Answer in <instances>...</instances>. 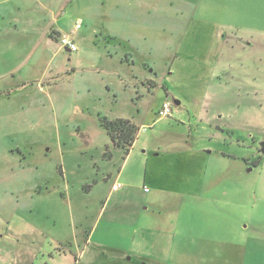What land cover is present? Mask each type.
<instances>
[{"label":"rangeland","instance_id":"rangeland-1","mask_svg":"<svg viewBox=\"0 0 264 264\" xmlns=\"http://www.w3.org/2000/svg\"><path fill=\"white\" fill-rule=\"evenodd\" d=\"M83 3V0L0 2V28L9 30L0 35V158L6 155V145L19 144L25 151L36 153L34 158L41 174L47 171L51 174L62 164L65 186L52 191L65 189L71 202L64 207L63 199L50 195V211L41 208L39 218L45 216L47 246L52 249L34 258L33 263L75 264L73 254L78 244L82 245L95 227L93 243L87 246L82 264H106L98 259L100 252L108 256L112 253L104 250V246L130 250L143 226L153 235L156 234L153 231H159L166 244L175 236L177 259H168L166 264H264V153L259 152L260 148L250 146V142L241 144L246 146L244 155L253 160L242 159L240 168L230 164L228 158L212 156L210 168H217L212 175L207 174L206 186L199 195L159 194L151 184H148L150 193L143 191L151 150L170 149L165 142L176 135L190 137L194 117L190 113V100L184 95L193 93L195 82L200 83L207 96L218 93L222 97L226 91L227 101H235L232 92L227 91L233 88L232 84L217 78L213 70L204 71L200 67L207 62H221L226 54L221 36L218 39L215 35L229 33L230 18L224 14L222 2H150L143 4L144 9L132 12L129 19L134 15L135 21L129 20L127 24L123 16H127V11L129 15L131 3H121L119 16L116 13L111 16L117 10L115 4L99 0L84 5L87 13L94 11L91 21L97 24L95 30L84 24ZM197 5L196 19L206 33L204 38L192 41L194 34L189 39L184 36ZM182 14L184 18L180 19ZM171 21H175L174 26ZM262 21L259 26L264 27ZM77 23L82 27L76 28ZM28 29L36 32L59 29L61 35L73 39L76 50L64 47L56 37L40 39L35 45L36 36L27 34ZM183 43L184 49L180 50ZM121 66L135 70L137 78L130 83L135 85L133 91L124 89L120 82ZM256 69L253 67L252 71ZM238 92L239 101L249 109L241 117L257 129L256 137H264V88L240 86ZM174 99L182 104L176 105ZM166 100L172 103L171 114L159 117L157 110ZM234 106L227 104L224 111ZM145 111L149 112L148 117L143 115ZM119 116L134 121L138 143L132 157L127 158L128 175L120 181L116 175L126 153L117 161L102 158L101 166L107 165L112 172L110 181H106L103 169L98 170L89 161L97 159L98 152L105 150L108 157L115 150L117 145L103 121ZM239 117L231 114L229 118ZM92 141H96L97 148ZM15 154L24 160L21 152L16 150ZM33 166L35 170L36 165ZM6 171L10 167L0 164V173ZM57 173L50 183L60 184L59 179L63 180ZM114 179L122 186L130 185L134 199L120 201L116 206L114 197L106 209L104 203ZM139 198L143 199L141 205L136 202ZM59 200L61 208L57 205ZM10 213L7 210L8 217ZM0 222L2 230L7 222L6 212L1 210ZM57 237L63 238V245L56 242ZM127 260L125 264H145L134 255Z\"/></svg>","mask_w":264,"mask_h":264},{"label":"crops","instance_id":"crops-1","mask_svg":"<svg viewBox=\"0 0 264 264\" xmlns=\"http://www.w3.org/2000/svg\"><path fill=\"white\" fill-rule=\"evenodd\" d=\"M12 1L14 0H0L1 3ZM98 1L99 0H83L82 15H84V24L89 30H95L97 24H93L94 22L91 21L95 15L94 11L89 10V13H87L85 8L87 4L97 3ZM109 1L114 3L115 5L113 6L117 8L116 11L113 10L111 16L115 13L119 16L118 13L121 3L128 2L132 4L129 15L127 11V16H123L124 20L127 19V24H129V20L135 18L133 15L132 19H129L132 12L137 9H144L145 6H143V4L162 0H108V2ZM182 2H189V0H182ZM215 2H219V4L222 2L223 12L230 18L228 25L229 33L215 34L218 39H220L219 36H221L220 41L225 45L223 50L226 54L221 62H207L206 65L200 64L202 65L200 67H203L204 71L207 69L213 70L217 78L232 84L233 88H227V91L232 92L235 101L232 103L227 101V94L229 92L226 91L223 93L222 97L218 96V93L213 96H207L205 91H203L205 93L201 91L200 83L198 81L194 83L196 87L194 85L193 88L191 87L193 93L190 94V96L184 95L185 98L190 100V105L192 107L190 113L194 117V123L193 125L191 124L192 128L190 129V137L180 138L176 135L173 139L165 142L168 144L167 148L170 149L164 150L162 147H158L159 149L156 147L151 150L153 153H150L152 155L149 164L147 163V170L144 175V193L151 192V188L148 185L151 184L159 194L164 193L175 196H177V194L199 195L206 186L205 178L208 177L207 174L210 172V175H212L211 172L216 171L217 167L214 166L210 168V162L214 158L212 156L216 155L219 159H221V157L228 158L227 161H230V164L232 162L236 166L235 168H240L243 165L242 159L246 161L253 160H248L249 158L244 155L245 151H242L244 150L243 147L246 148V146H241V144L250 142V146H255L257 150L260 148L259 152L262 153V146L260 144L263 142L264 137H256L255 131L257 129L254 130V126H251L246 119L241 117L247 115L249 109L246 103L239 101L241 94L238 90L240 86L247 85L258 90L262 87L264 88V73L262 75V70L264 69V27L259 26V24H262V20H264V0H215ZM181 9L179 11L184 14V11ZM198 12L199 6L197 5L195 10H193V14L190 15V22L186 25L185 39H189L193 34L192 41H195V38L199 40L205 36H203V33H206V31L199 26V20L196 19ZM183 14L179 16L180 19L184 18ZM143 18H145L144 15ZM179 18H177V20ZM134 21L135 19L132 23H134ZM174 24L175 21L170 22V25L174 26ZM8 31L7 28L1 27L0 35H5ZM26 33L36 36V40L33 43L35 45L40 39H52L53 37L58 39L61 35L59 29H46L42 32L28 29ZM49 39L48 41H50ZM183 46L184 43L181 45L180 50L181 48L184 49ZM109 50L110 49H108V51ZM208 52L209 55L212 53L210 50ZM196 63L198 64V62ZM121 64L125 65V62H121ZM130 64L135 65L134 62H128V65ZM145 66L149 67V64L145 63ZM181 67L183 68L185 66L181 65ZM253 67L257 68L256 72L252 71ZM121 69L122 71L119 73V77L122 81L120 82L124 85V89L130 88L133 91L132 87L134 86L135 88V85L132 86L130 83L137 78L134 68L132 67L130 70L121 66ZM258 70H260V73ZM258 74H260V76ZM170 77L172 78V76ZM259 77H262V80H258ZM259 83H261V87ZM238 85L239 87L237 88ZM108 88L111 90L110 86ZM253 92L255 94L258 93L256 90H253ZM166 94L169 96L170 91H167ZM180 104H182L181 101ZM227 104H234L235 106L231 110L224 111L225 105ZM161 106L158 108L157 112L160 110ZM231 114L239 115L240 117L238 120H233L229 118ZM143 115L148 117L149 112L145 111ZM118 118L132 121L129 117L119 116ZM89 143L90 141L87 140V144ZM91 143L96 146V148L98 147L96 141L95 143L94 141ZM137 143L136 136L128 152L126 148L116 146V148H114L115 150L111 151L108 157L104 155L105 150H103L102 152H98L97 159L89 161V163L93 162L98 170L103 169V178L106 181H110L112 177L111 169L107 165L101 166L100 162L102 158L107 159L109 162L112 159L117 161L120 156H124L125 152L126 156L124 157V162L116 175V180L120 181L125 175H128L126 170L129 167V160L127 158H129V156L130 158L132 157ZM107 146L111 148V144L108 143ZM90 147L92 146L90 145ZM5 148L6 155L2 153L3 156H1L2 159L0 158V164L5 167H10V171L0 173V210L6 212L7 222L6 225H3V229L0 230V264H34V258L37 259L41 253L46 255L48 248H50L47 246V231L45 229L47 225L44 223L45 216L39 218L40 212L43 211L42 209L47 212L51 209L49 204L50 195H58L60 199H63L64 207L66 204H71L70 196L68 197L65 189L63 191L55 190V193L52 191L54 188H59L58 190H61L60 188L65 186V173L62 164H60L59 167H57V171L54 169L51 171V174H49L48 171L47 173L41 174L39 170L40 166L37 165L38 161H35L34 158L36 153H34L33 150L29 149V151H25L19 144L6 145ZM16 150L21 152L24 160H22V156H16ZM64 154V151H62V155ZM92 155H94V153H92ZM258 157L261 158L262 156L258 155ZM34 164L36 165L35 170ZM57 172L63 176V180L59 179L60 184H55L53 181L50 183L51 177ZM65 172L67 171L65 170ZM115 182L114 179L107 197V202L104 203V206L106 204V209L109 207L114 197L116 198V206L119 205L120 201L122 203L134 199L132 187L130 185L124 184L120 189L114 190L113 184ZM208 185L210 187V183H208ZM145 188L149 190L146 191ZM41 199L42 203H40ZM142 200L143 199L139 198L136 201L137 204L141 205ZM60 202L62 203V200H59L57 204L59 208H61ZM7 210L11 212L9 217L7 216ZM46 218H48V215H46ZM40 221H42V223ZM142 227L135 236L130 250L104 246V250L111 251L112 253L108 256L106 253L100 252L98 254V259L105 260L106 264H125L124 261L127 262V259L133 255L145 264H166V260L168 259H177L178 250L176 253L174 245L175 236L166 244L164 240L165 236L159 231H153L156 232V234L153 235L149 229ZM96 231L97 228L95 227L89 231L84 243L82 245L78 244L75 253H72L75 264H82L87 252V246L93 243L92 239ZM42 236L46 237L43 238ZM63 241V238L57 237L56 242L60 245H63ZM50 249H52V247ZM115 257L117 258L116 262H113Z\"/></svg>","mask_w":264,"mask_h":264},{"label":"trees","instance_id":"trees-1","mask_svg":"<svg viewBox=\"0 0 264 264\" xmlns=\"http://www.w3.org/2000/svg\"><path fill=\"white\" fill-rule=\"evenodd\" d=\"M103 125L110 135L114 144L126 148L128 152L133 145L138 127L129 119H115L112 121H103Z\"/></svg>","mask_w":264,"mask_h":264},{"label":"built area","instance_id":"built-area-1","mask_svg":"<svg viewBox=\"0 0 264 264\" xmlns=\"http://www.w3.org/2000/svg\"><path fill=\"white\" fill-rule=\"evenodd\" d=\"M81 26L80 23L76 24V28H79ZM60 40H61V44L64 47H68L70 50H76V45L73 41V39L69 36V35H60ZM172 111V103L169 100L164 101V103L162 104L160 110L158 111V115L159 117H167L171 114ZM121 184L119 182H115L113 184V189L114 190H118L121 188ZM146 191H148V188H145Z\"/></svg>","mask_w":264,"mask_h":264},{"label":"water","instance_id":"water-1","mask_svg":"<svg viewBox=\"0 0 264 264\" xmlns=\"http://www.w3.org/2000/svg\"><path fill=\"white\" fill-rule=\"evenodd\" d=\"M174 103L176 104V105H179L180 104V100H176V99H174ZM261 151H262V153H264V142H262V144H261Z\"/></svg>","mask_w":264,"mask_h":264}]
</instances>
